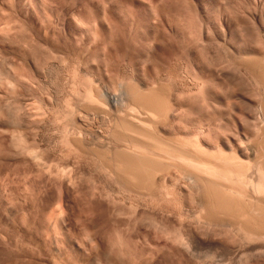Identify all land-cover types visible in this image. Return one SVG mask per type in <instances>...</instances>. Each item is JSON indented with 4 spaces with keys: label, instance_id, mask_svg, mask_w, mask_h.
<instances>
[{
    "label": "rangeland",
    "instance_id": "rangeland-1",
    "mask_svg": "<svg viewBox=\"0 0 264 264\" xmlns=\"http://www.w3.org/2000/svg\"><path fill=\"white\" fill-rule=\"evenodd\" d=\"M260 1H261V4H260ZM226 7H228V9H226ZM150 9L155 11V15L157 17L155 15L154 16L158 18L156 19L158 23L157 22L151 23L153 27L149 26L148 24L149 22H151V20L155 21L154 20L155 17L153 16L151 19H149V17H147L145 13L146 10H150ZM164 10H166V12H168L171 17H173V15H177L178 13L180 14L179 16H181V18L183 17L182 18L183 22L181 25L183 28L179 27L180 31L182 30L181 32L179 31L177 33L175 31L176 23H174L172 19L170 22H168L167 19L163 17L162 12ZM252 11H253V14L251 13ZM255 13L259 15L261 13L264 14V0H258V1L257 0H191V1L190 0H185V1L184 0H0V66L2 67V68L0 67V70H2V72L0 71V74H1L0 75V264H55V262L56 264H102V263L103 264H108V263L109 264H117V263L118 264H131V263L133 264H136V263L137 264H141V263L142 264H205V263L206 264H217L218 262L223 263L224 262L222 260L223 258L228 257L229 259L230 258L229 256L233 254H234L233 256L238 254L237 255L238 257L232 256L233 260L229 259L230 263L226 262L225 260L226 258H225L224 259L225 263L235 264L234 263L235 258H238V259L242 258L241 261L235 260V262L238 263L240 261L238 264H242L243 262L244 264H246L245 262H247L248 260L243 261V257L246 253L245 254L243 253L244 255L242 254L243 255L242 257L241 256L242 252L253 250V252L251 251V253L254 254V251L256 249H259L258 247H262V246H263L262 250L264 252L263 239L261 240L263 244L259 242L260 241L259 239L257 242L258 243L257 245V243H255V241L257 240L253 238L254 239L253 241V239L250 238L249 240L253 241L252 242L253 244H250V246L248 245L249 248H251V245L254 246V244L256 246L253 249H248L247 248L248 243L245 244L246 242H248V239L246 240L244 237L248 238L249 234L247 237V236H244L246 234L243 232L244 234L242 237L240 236V233L237 232L239 231L238 229L237 231L234 232V230L238 228L236 225L238 224L243 225V224H240L241 223L239 221L240 218L237 217V215L239 214H237L236 212L238 211L236 212L227 211L228 213L227 214L225 211L223 212L222 210H217L216 208H214L213 209L214 211L212 213H215L217 211V213H215L216 215L223 212L226 214V217L227 215H229V217L230 216L232 217V214H236L235 216L239 218L238 224H236L237 222L235 219L236 217L233 218L235 219V220H232L233 222L231 221L232 218L229 219V217H227V219H229L230 221L229 220L226 221L225 220L226 217L223 219L225 214L224 215L222 214V219H220L222 221L221 222L219 221V218H220L219 215L221 216V214L218 215V218L217 217L215 218L216 216L215 214H213L214 216H211L212 213L210 215V212L208 211H210V208L212 210L213 207L208 208L207 206L209 210H207L206 212L204 211V209H202L204 211L203 218L206 219V221L208 222V225H207V222H205V220H202V222L205 223L206 225V227H204L203 223L200 220L202 219L200 218L201 217L200 214H202L200 212L201 209L197 204L198 202L196 203L195 201L197 200L196 197L200 198L198 195L199 193L197 191L198 190L199 192L202 191L200 190V188L198 189L199 187L198 184L200 183L196 185L197 188L194 187L195 189H190L191 191L188 190L189 189L188 187L190 185H191L190 188L195 186V184L192 183L193 184L192 186V184L189 183L191 181L193 182V179L189 181L191 178L189 179L188 175H186L183 172H180L179 169L178 170L180 172L181 178L178 177L179 173L177 172L175 173V171H178V170H175V168H172V170L174 171H172L173 173L171 172L170 174L169 172L171 170L169 172H167L168 169L162 170V173L163 171H165L164 172L165 174L163 175L168 176L167 177L168 180H169V177L172 178V176L176 177L177 175H178L177 176L178 181L182 179L180 180L181 184L178 181L176 180L172 181L171 179H170L171 181L169 180L171 183L168 182L169 186L173 184L172 182H174V185H177L176 183L178 182L177 186L179 187L176 188L172 185L173 187L171 188H173L175 192H177L179 189V192H180V193L178 192L179 195L174 192L175 194H177V199L179 198V201L176 199V197H174V199H171L172 202L165 201V200H168L167 193L164 195L167 197H165V199L163 198V194L167 191L166 188H165L166 190L163 188L164 190L163 193L162 192L160 193L157 191L158 194L160 193L162 195L160 197V194L159 195L157 194L160 198H158V196L156 195V192H154L155 191L154 189H156L154 187L158 186L161 183H158V185L157 184L154 185V183L153 184L151 183L150 185V183L148 182L145 183V181L142 180L144 183L142 184L141 181H139L141 179L138 180L139 181L138 183V182H134V180L132 179L131 181L127 179L128 176L123 177L124 175H121L122 171L119 170L120 167L119 169H117V167L118 165L120 166L119 163L121 162L120 160H122V156H123L122 150H121L122 153L120 155L117 154L116 158L113 157L116 154V153H113L115 151L114 149V147L116 146L115 144L120 145V146L118 145L117 146L120 147V149H122L121 144L125 142V140H127V137H128L127 134L125 135V133L129 132V131L126 132L128 128L125 131L124 130L125 126H124V129L123 127H121L122 123L120 120L122 118L121 114L122 115L125 114V112L122 113L123 111H125V109L123 110V107L125 108L127 105L126 103L131 101L132 96H134L133 94H131L132 93L131 92L130 93L131 96L129 95L130 97L129 98L128 92L130 91L128 90V91H125L127 92L126 93L127 96L126 95L125 96L128 97L129 100L125 99L124 96L120 97L121 92L124 93L123 92L124 88H128L132 85L128 83L134 82L132 87L135 88V85H136L135 90L137 91L138 86H137L136 79L138 78L139 75L143 74L144 76L147 75V78L149 77L151 81L152 79L154 80L155 78L154 81L156 82L155 83L153 82L154 88H156L157 85L160 88V86L163 85L162 82L164 81H165L164 87L166 88H168L169 85L171 84L168 89L165 88L167 91L170 90L171 86H173L171 88L172 90L174 86H176L174 90L181 88V85L184 88H186L185 87L186 85L188 88H191L193 84L197 86L198 81H201V80L200 78L198 80L197 78L198 76L194 72H192V69L190 68L192 63L194 62V59L202 53L201 51L204 50L203 53H205L207 50H211V53L213 52V54L217 55V52H218L217 56L219 58H224L225 60L226 59L225 57L227 55L226 51L224 53L225 48L221 49L219 45L220 43L223 45V43H225L226 41H232L234 39V36H232V32H231V30L234 28V25L236 26L239 25L240 27L239 29L241 30L240 33L241 35H243L242 38L244 37L246 41L248 40V42H251L250 46H253V45L256 46L260 42V40L258 39H261V43H262V41L264 40L263 39L264 36L261 35L259 31L257 32L256 29L258 28H254L255 26L256 27L259 26V24H257L258 21L254 17ZM227 15H229L231 18V21H230L231 23L229 22V24L226 20ZM159 19L161 23L164 22V24L162 23V25H159L160 24ZM161 19H163V21ZM237 21L240 23H238ZM156 26L160 28H157ZM241 27H244V28H241ZM253 31H255V33ZM254 34L256 35L254 36ZM226 35H227V38H226ZM258 36L261 38H258ZM151 41L152 42L154 41L153 43L155 45ZM150 44L153 47L150 50L151 55L148 56L150 58H146L145 51L148 49ZM154 46L156 47L154 48ZM198 47L199 48L201 47V48L198 49ZM259 47H261V45ZM176 58H179V59L177 60ZM180 60L182 61L180 62ZM219 60L225 64V62H223V59L222 60L219 59ZM145 61H149V62L145 63ZM225 61H227V59ZM231 62H234V60H232ZM235 62L238 63L236 60ZM182 65H183L184 70H182L181 68ZM169 66H171L172 69L169 68ZM177 67H178V70H177ZM186 69L188 71H186ZM173 70L175 74H172ZM189 70H191V72ZM167 72L168 74H166ZM188 72L190 74H188ZM246 72L247 71H243V73L238 74V75L242 74L239 77L237 75H235L237 76V78L233 76L236 79L235 78L233 79L231 77L232 79H229V80L228 78L223 77L220 79L210 80L211 82H209V79L206 80V78L205 79L201 78L202 79L201 82L206 80L207 82V83L205 82L206 86L208 84L207 87L204 85L206 89L209 87V85L211 87L212 86L211 84L213 83L214 85L215 83V86H216V87L214 86V90L216 93L214 94L215 100L214 99L212 100L211 98L206 97V95L208 94L206 90L204 89L205 87H203V92L206 94L205 95L203 93L205 97L204 96H203L204 98L201 97L202 95L201 93H200L201 95L199 94L198 96V97H201L202 99V101L200 100L201 104L199 103L196 104V102H194V100H198L197 102H199V99H195L196 97H194L193 95L192 97L194 100L190 96L191 99L193 100V103L191 99L190 101H188L189 98L187 97V94H186L185 98L186 100L188 98L187 102H189L188 109H191V111L193 110L191 113L195 114L196 117L193 114L192 116L194 117L192 116L190 117V115L189 116L186 115L187 114L186 112L185 120L187 119V117H188L187 119L188 121L197 120L199 119V116L201 118H208L209 113L207 112H210V111H207V110L209 109L205 107L206 105L205 106L203 105V107L202 106L199 107V105L203 104V99L204 101L209 100L208 102H210L211 100L216 103L217 108L220 106L219 107L220 109L219 108H218L219 110L217 109V114L215 115L216 119L214 118L215 119L214 121L218 120L217 121L218 123H220L221 121H224L222 122V125H221L223 128L226 127V125L229 127V125L231 124L229 128L226 127L228 128V130L230 129L231 131L233 129L232 132L235 131L236 133L239 130L240 132H244L243 129L239 125V121L242 118V121L245 124L247 125L249 124L246 130L249 133L254 132V129H253L254 125H253L252 120H254L256 110L252 106L256 108V105L259 104L260 101H261L260 104L262 103V100L260 98L262 97V94L264 92V87H262L263 83L261 82L262 84L260 85V83L257 80V78L258 79L261 78L260 76L256 75L252 77V75L255 73H252L251 75L249 72L248 73ZM174 75H176V77ZM169 76H171L172 78L170 77V79H167L169 78ZM177 76L178 77L181 76L179 77L180 79ZM71 77L72 79H70ZM194 77L195 79L193 80ZM173 78H175V81H173V84H172V80H174ZM177 78L179 80L183 78L187 82L184 80H181L180 82L183 81L184 83L183 82L180 83L179 80H177ZM95 80L97 84H98V81H99V85L101 84L100 86H98L99 88L95 87L96 82L95 83L93 82ZM167 81L168 82L170 81V82L168 83ZM166 83H168V87ZM122 84L126 86L121 87ZM127 84H128V87H127ZM158 86H157V89H158ZM132 87H131V91L133 89ZM260 87L263 89L261 90ZM95 88L96 90L98 89V91H96ZM121 88H123V91ZM154 88L152 87V89ZM100 89H103L102 91L104 92L105 96L104 94H102L103 92ZM88 90L90 93H87ZM100 91H101L100 94L104 96L103 98L100 97L101 95H99ZM139 91L138 93H140ZM97 92H98V95L96 94ZM133 93L137 94L136 92H133ZM87 94L92 96L90 97L91 100L88 99L89 96ZM86 95H87V98H86ZM113 96H114V99H113ZM136 96L138 97L139 94L135 95V97ZM119 97L122 98L123 102L125 99L126 103L125 102L123 103L121 99L120 101L122 103L120 101L118 102ZM137 97L135 99L139 100L140 98L137 99ZM115 98L118 99L117 103H115L116 101ZM262 98L264 100V97ZM135 99H134L135 104H137L136 102L141 101L139 105H142L141 103L144 102L142 100L136 101ZM258 99L260 100L258 101ZM92 100H94L93 102L96 103V104H93L92 102V107L93 105L96 106V105H99L100 103L104 105V107L106 108L108 107L107 109L106 108L103 109L102 105H100L102 106V108L100 106H97L96 108L98 107L99 109L101 108L99 111L109 109L113 112L114 110L115 119H116V116H118L116 115L117 111L119 112V109L123 110V111H120L121 118L120 116L117 117L119 118L117 122L119 123L120 121L119 125H121L120 127L125 131L124 133L122 132L123 135L120 134L118 131L120 137L117 136L118 133L115 131L114 128L116 129L119 128V125L115 123L117 127L115 126L113 127V125H115L114 123H112L113 121H115L114 118H112L113 113L112 114H110V112L102 113L103 111L96 112L95 110L94 111L91 110L92 108L89 107L90 106L89 103ZM87 101H90V102L86 105L85 103H87ZM132 101L130 102V104L132 103ZM208 102L207 104L209 108ZM114 104H116V106L118 107H116ZM121 106L123 107L121 108ZM197 107L202 109V111L204 109V111L202 112L203 114H200V115L198 114L201 111H196ZM249 109H254L255 112H252ZM246 117L248 120L250 119L249 120L250 123L247 121V119L243 120V118H246ZM219 119H222V120H219ZM233 121H235V123H233ZM122 122H123V125L127 123V125L125 124L127 127L131 126V123H129L126 120L125 121L122 120ZM166 122L168 121L166 120ZM160 123L162 124V120L160 121ZM168 124L170 125V122L167 123V125ZM236 126L239 128H237ZM251 126L253 130H251L250 128ZM157 128L158 127H156L155 129H152V131L153 130L157 131ZM113 129L117 134L113 132ZM130 131L134 132L132 129H130ZM235 132H233V134ZM113 133L116 134L117 140H116L115 134L113 135ZM171 133L173 134L174 132L171 131ZM129 134H131V132H129ZM259 134H257L258 137H259ZM121 135L123 138H121ZM124 135L126 136V138H124L125 137ZM133 135H129V136H133ZM255 136H253L254 139H255ZM262 136L264 135L261 134V137L257 139L259 140L258 143L257 141L255 142L256 139L251 140L252 143L255 144V146L257 147V150H259L258 148H260L261 152L258 151L259 153L264 152L263 151L264 147H262V145L259 144V142H261L260 139L262 140L264 139V137ZM118 137L119 139L121 138L120 141H123V142L119 143ZM157 137L159 136H156L154 137V139L152 138L151 140L155 141V138L159 139ZM79 144H81L80 147H79ZM83 145H86L87 147L84 146L83 148ZM107 147L108 148L110 147V148L108 149ZM118 147H115V148L118 149ZM93 148L94 149L96 148L97 151H98L97 148H101L102 150L103 148L104 149L107 148V150L111 152L113 151L112 153H109L105 149L106 151H103V152L104 153L106 152V154L108 152L110 156L109 154L105 156L103 155L104 156L103 158L106 161L105 157L106 156L107 158L110 157L107 159L106 163L110 165L111 163H109L108 161L112 160L111 162L114 163V166H116L115 167L116 169L114 167L112 169L110 165L111 168L110 167L109 168L112 169V171L110 172L109 171L110 169L108 170V168L104 167L101 164L103 163L105 165V162L103 160L101 161L102 156H99V157L94 156V153L96 155L97 153H99V151L94 152ZM89 149L93 151V154ZM84 150L86 152L89 151V153H86ZM102 154L103 153L100 152V155ZM116 159L117 161L119 160L120 162L117 163ZM124 159L125 158L123 157V161ZM123 163L121 164V166L123 165ZM107 164L105 166H107ZM113 170H116V171L119 170L117 172L118 174L115 172V175L117 174L116 176H118L120 174L119 175L120 181L121 179L125 178L126 183L128 181H129L128 183H133V185L137 183L138 184L141 183L140 185L143 186V189H146L144 188L145 187L144 185L146 184L149 185V186L146 185V187L154 186L153 187L154 189L147 188V190L148 189H151V191L154 190L152 191L153 192L152 194L155 193V196L158 198L159 203L156 200L157 198H155V200L151 198L152 195L151 196L149 195V197L147 198L145 196L146 194L141 196V197L145 196L146 202H144V198L140 199L139 197L135 199L134 197L136 196L135 194H137L136 192H138L139 195L140 193H142V191L140 192L134 189L138 187L139 185L137 186L135 185L136 187L131 185V188H129L125 184V182H118L119 181L118 178L116 181V178L113 179V176H114V174L112 175ZM122 170H123V174H125L124 169ZM108 171L110 174L108 173ZM160 171L158 173H161ZM251 171L253 172V169ZM155 172L157 173V171ZM249 174H251V172ZM183 175L184 176L186 175L185 178ZM255 175L258 176V174H255V173L254 175L251 174L249 176H252V178H254ZM167 178L165 181H168ZM186 178H187V181H186ZM163 182L164 180L162 181V183ZM185 182L186 184L188 183V185L189 184L190 185L189 186L187 185L188 186L187 187L186 184H184ZM123 183L124 185L127 186L126 187V190L128 189L127 191L132 189V187H133V191H136L134 192L135 193L134 194L133 191L130 190L132 191L131 193H133L134 195L133 197H132V194L130 195L129 193L130 191L126 193V190L123 187L124 186ZM164 183L168 185L167 182H164ZM111 184L114 187H112ZM118 184L122 185L123 188L121 189V186H118ZM183 184L188 188L187 189L188 191L186 192L187 197H186V193L183 194L180 191L182 188L186 189V187ZM160 186L161 185H159V188L161 189ZM139 187L137 188V190H143L141 188L139 189ZM168 189H169L168 193L171 194L173 190L171 189V192H169L170 188ZM201 189H203L202 191L203 194L202 192L200 193V196H201L200 199L203 200L205 197H208V196H207V193H205L206 195L204 194V192L206 191H204L203 186L201 187ZM118 190L120 192L122 191L121 194ZM114 191H116V193L117 192L119 193L118 195L119 197L117 196L118 193L116 194ZM148 191L150 192V190ZM160 191H162V189ZM101 194L103 195V198ZM124 194L125 195L127 194V195L125 196ZM148 194L149 193H147V196ZM182 194L185 197L182 196ZM193 194L196 195V197ZM109 195H111V197L115 196L114 199L112 197L113 199L112 200ZM188 195L191 196L190 197L191 202L189 200ZM104 196L106 197L108 196L107 199H109L110 197V200H107L106 197ZM192 196L194 197L192 198ZM136 197H138V195ZM148 198L153 199V202L150 199V202L152 203L150 202L147 203L149 200ZM162 198L164 199V201ZM180 198L182 199L180 200ZM137 199H140V200H137ZM192 200H194L196 204L194 203V201L192 202ZM110 201H112V203ZM246 201L248 202V200ZM108 202H110V204L112 205H110ZM114 202L117 203V206H120V209L119 207H116L115 205L116 203ZM100 203H102L103 205ZM162 203L163 204L166 203V204L163 205ZM188 203H191L192 205ZM193 203L195 204L194 206H193ZM249 203H250L249 207H252L253 204L251 203V201H249ZM126 204H129V205L127 206ZM152 204H155V205L152 206ZM158 204H159V207L157 209L159 210L158 211L159 213H161L163 209L164 211L165 209L166 210L171 209V212L173 210L178 211V215H179L180 210L181 211L183 210L182 212H184L185 210L186 212L185 214H188V215L191 214L192 216L185 217L186 215L184 213H183L184 215H181L182 212L180 211L181 212L180 215L185 218H182V219L179 218V219L182 220V223L187 222L186 224L183 223L182 224L183 226H182L180 225V223H178L179 219L177 218L178 215H176L177 212L175 213L173 211L170 214L171 216H173V213H174L173 217L169 215L170 210H169V213L166 212L168 216H170L169 217L170 219L172 218L173 220H175L177 218L174 221V222L177 221V223H175L174 225L176 226V224H179L178 226H176L177 228L176 230L177 231L179 230V231L178 232L176 231L177 234L176 232L174 234L172 233V231H170V229L174 226L172 224L174 223L173 220L167 219V222H166L168 223L166 224L168 225L167 226L168 228L166 227L168 230L167 231L166 228H164L166 225L165 226L163 224L160 225L162 221H164V219L166 221V218L161 217L158 214L159 217L163 218V220H160L159 218H157L158 215L157 217H155L161 221L160 223V221L159 220L157 221V219L155 220L153 216L150 217V215H152V211L150 214V210H153V214L155 213L154 216H156L157 209L155 208L153 209V207L155 206L157 207ZM167 204L169 208L167 207ZM184 204H186V206ZM124 205L127 206L126 208H128L127 209L128 211L125 210L126 208ZM146 205L149 207V211H147L148 207ZM182 205L183 207L185 206L184 209ZM247 205L249 204L246 203V205L244 204L243 206L247 207ZM91 206H94L95 209L94 207H91ZM180 206L182 207V209H180L181 208ZM145 207H147L146 210H145ZM108 209H110V211ZM133 209H136V210H133ZM188 209L191 211V213L189 212ZM195 209H197L196 214L198 212L197 216L198 217L200 216V217L196 219H192V220L197 221V219H199L200 220L199 223L202 225V226L198 225V221L197 223L196 221H194L195 224L198 225V227L196 225V228L195 226L192 227L193 224L191 223H190L191 226L188 225L189 223L188 221H192L189 219V217L193 218L194 216L193 214H195V211L192 212V210H195ZM247 209L253 210L252 208L250 209L247 208ZM123 210L126 211V212L124 211L125 214L124 212H122ZM138 210H141L140 211L141 215L144 214V210H145V212L149 214L148 215L149 218L150 219L152 218L153 220L157 222L148 219L147 215H145V217H146V220L147 219L148 220L147 221L143 220V221L148 222V224L150 223V221L155 222L156 224H158V227H155L157 225H155L154 223L153 224L151 223L155 227V229L152 228L153 226L151 224H150L151 228L148 225H147L148 226L147 228L146 227L147 223L145 222L143 223L141 221L137 222L136 220L137 218L135 217L139 216L138 214L136 215V213H140ZM98 211H101V212H98ZM117 211L119 212V214L122 213V215H119ZM249 212L252 213V211H249ZM255 212H253L252 214H254ZM258 212H261V213L258 214ZM258 212L257 214L255 213L256 217L257 215H261L264 213V212L262 213V211H258ZM205 213L207 214L209 213V214L207 215ZM251 213L248 214L249 215L248 218H250V215H252ZM167 214L166 215L163 214V215L168 218ZM123 215L124 216L130 215V217L127 218L125 216L127 220L124 217L123 219L125 221H123V219L121 218L123 217ZM180 215L178 217H181ZM254 215L253 217H255ZM117 217L119 218L117 219ZM195 217L196 216H194V218ZM253 217L251 216L249 220L251 219L253 220ZM261 217H260V221L264 219L262 218L261 220ZM62 218H63V221H62ZM183 219L185 220L183 221ZM186 219L187 220L189 219V220L186 221ZM208 220H210L211 222H214L213 224L214 226L216 225V227L218 223L220 225V228L213 227L212 223L211 222L209 223ZM223 220L225 222H223ZM254 221H258V218L257 220H253V222ZM260 221L257 223L254 222V224L256 223L255 226H257L258 228H259L258 223H260ZM253 222H250V223L253 224ZM53 223L55 224V226ZM126 223L127 225L125 226L124 224ZM231 223L232 225H234L235 229L233 228ZM252 224H249V226L248 225L247 226L250 227ZM185 225H188L189 227L188 226L185 227ZM209 225L211 226L209 227ZM159 226L162 227L161 229L164 228L166 230L164 234H166V232L167 233L169 232L170 236L167 235V237L169 236L170 238L167 239L166 236L163 233H161L162 230L161 231L158 230V228L160 229ZM179 226L183 228L185 227L186 229H182ZM221 226L223 228H221ZM230 226L233 228V231H231L232 228ZM118 227H119V231H117ZM190 227L193 229H191ZM126 228L128 229L131 228L135 233H133V231H130L131 229L127 231ZM137 228H140V230L138 231ZM254 228L252 227L251 229L255 231L256 229L254 230ZM122 229L123 230L125 229V230L123 231ZM147 229H148V232L146 231ZM150 229L156 230V231H152V230L149 231ZM222 229L224 231H222ZM239 229H240V226H239ZM243 229L240 230V232L243 231ZM247 229H248V232L251 231L249 230L250 228H247ZM56 230L58 232H56ZM172 230L175 231V229H172ZM180 230H182L181 234L183 235V237H179L181 235ZM188 230L189 231L193 230V233L190 232V234L193 237L196 236L195 237L196 239L190 236V234L188 233L189 232ZM225 230H227V232ZM113 231H116L119 234L121 233V235L122 234L124 235L123 236L117 235V233L116 232L113 233ZM145 231L149 233V235L151 232L152 234L150 236L146 234V236L148 237L147 238L145 236V233H146ZM157 232L160 233L159 234L160 236L158 235ZM162 232H164V230ZM223 232H224V235H223ZM233 232L236 233L237 235L235 236L236 239H238L239 236L243 238L242 240L243 244H242V241L240 240L241 238L239 237L240 238L239 240L241 242L238 240L239 242H237L238 243L237 247L233 246L234 244H236V240L233 241L234 239L232 240L230 238L231 236L235 235V234L233 235ZM171 233L173 235H171ZM185 233H188L190 237L185 236ZM112 234L113 235L115 234V235L113 236ZM139 234L141 237L139 236ZM110 235L113 236L112 237L113 240L111 239ZM116 235L118 236V238ZM177 235L180 238L179 240L180 243L178 241L179 238L175 240ZM162 236L165 238V239L163 238V242L161 241ZM174 236L176 237L174 238ZM123 237L124 238L127 237V238L124 240ZM139 237H140V240H139ZM186 237L190 239L193 238L191 239V241L192 240L194 241L195 239L196 240L194 241L195 243L192 244L193 243L192 241V242H189V244H187L189 239L187 240ZM56 238L58 241L55 240ZM181 238H182V241H184L185 246L189 245L188 246L189 248L187 246L186 247L184 246V243L181 242ZM151 239L153 240L152 242L150 241ZM136 241H139L137 245H136ZM259 243L261 245H259ZM165 244H167L166 246L168 247H166ZM239 244H241L240 245L241 248L239 247ZM133 245H136V247ZM229 246L232 249L231 248L228 249ZM141 247L143 249H141ZM163 247L165 248L164 251H163L164 249ZM166 248L168 250H166ZM228 250L232 251L233 253L231 254V252H229ZM233 250H238L240 251V253H236L238 251L235 252ZM260 250H256L255 252L259 254L255 253V255L253 256L252 254L247 252L248 253L247 255L249 256L248 258H250L249 260L253 259V261H249V262H254V264H264V253L258 252ZM221 251H223V253ZM135 252L138 254H136ZM216 252L219 253L218 254L219 256L217 255ZM225 252H227L228 254ZM130 253L132 255H130ZM213 253L217 255L216 256L217 258L219 257L220 259L218 258V260H215V261L212 260L211 257L213 258V255H214ZM221 253H222V256L220 257ZM224 253L226 255H224ZM119 254L122 257L119 256ZM124 256H126L127 258ZM141 256L142 257L145 256V257L141 258ZM208 256H210V260L208 259L209 258ZM239 256L241 257L239 258ZM251 256L253 257L252 259H251ZM249 262H247V264ZM218 264H221V263H218Z\"/></svg>",
    "mask_w": 264,
    "mask_h": 264
},
{
    "label": "bare ground",
    "instance_id": "bare-ground-1",
    "mask_svg": "<svg viewBox=\"0 0 264 264\" xmlns=\"http://www.w3.org/2000/svg\"><path fill=\"white\" fill-rule=\"evenodd\" d=\"M185 1V0H184ZM191 1V0H190ZM258 1V0H257ZM187 3V2H186ZM258 3V2H257ZM260 4H261V1H260ZM227 5V4H226ZM190 7V6H189ZM250 8V7H249ZM152 9V8H151ZM146 10L145 11V13H146V15H147V17H149V19H151L154 15H155V11L154 10ZM226 9H228V7H226ZM250 11H251V9H250ZM160 12V11H159ZM170 12V11H169ZM229 12V11H228ZM158 13V12H157ZM252 14H253V11L251 12ZM258 13V12H257ZM263 13V12H262ZM256 14L255 13V15H254V17L256 18V20L258 21L257 22V24H259V26L258 27H254V28H258V29H256L257 30V32L259 31V33H261V35H263L264 36V18H263V16H264V14ZM172 14V13H171ZM162 15H163V17L164 18H166L167 19V21L168 22H170L171 21V19H172V21H174V23H176V26H175V31L178 33L179 31H180V29H179V27H182L181 25H182V18H181V16H179L180 14L178 13L177 15H173V17H171L170 16V14L168 13V12H166V10H164L163 12H162ZM263 15V16H262ZM156 16V15H155ZM154 16V17H155ZM157 17V16H156ZM155 17V21H153V20H151V22H149V26H152L151 25V23L152 22H154V23H156L157 22V20L156 19H158V18H156ZM163 18V19H164ZM252 18V17H251ZM163 19H161L162 21H163ZM226 20H227V22H228V24H229V22L231 21V18H230V16L229 15H227V17H226ZM253 20V19H252ZM263 20V21H262ZM159 21H160V19H159ZM215 21H216V19H215ZM254 21V20H253ZM213 22V21H212ZM238 22V21H237ZM255 22V21H254ZM158 23V22H157ZM163 24H164V22H162ZM162 23H161V21H160V24L159 25H162ZM231 23V22H230ZM238 23H240V22H238ZM7 24V23H6ZM216 24V23H215ZM256 24V23H255ZM209 25V24H208ZM241 25V24H240ZM6 26V25H5ZM165 26V25H164ZM186 26V25H185ZM3 27V26H2ZM1 27V28H2ZM153 27V26H152ZM157 28H160V27H158V26H156ZM208 27V26H207ZM249 27V26H248ZM183 28V27H182ZM181 28V29H182ZM240 27H239V25L238 26H236V25H234V28L231 30V32H232V36H234V39L232 40V41H226L225 43H223V45L220 43V47H221V49L222 48H225L224 49V53H225V51H226V59H227V61H225L224 60V58H219L217 55H218V52H217V55H215V54H213V52L211 53V50H207L205 53H203L204 52V50L203 51H201L202 53L198 56V57H196L195 59H194V62L192 63V65H191V69H192V72H194L198 77V80H199V78H200V80L202 81V79L201 78H206V80H208L209 79V82H211L210 80H215V79H220V78H228V80L229 79H234L235 77L237 78V76L239 77L240 75H242V74H240V75H238L239 73H243V71H247L246 73H250L251 75H252V73H255V74H253L252 75V77L253 76H256V75H258V76H260L261 78H259V79H261V80H259L258 78H257V80H258V82L260 83V85L262 84L263 86L262 87H264V40L262 41V43H261V39H258V40H260V42L257 44V45H259L260 43V45H261V47H259V46H255V45H253V46H250L251 44V42H248V40L246 41L245 40V38L243 37L242 38V36L243 35H241V30L239 29ZM241 28H244V27H241ZM9 29V28H8ZM166 29V28H165ZM209 29V28H208ZM3 30V29H2ZM5 30V29H4ZM156 30V29H155ZM160 30V29H159ZM182 31V30H181ZM180 31V32H181ZM243 31V30H242ZM250 31V30H249ZM155 32V31H154ZM159 32V31H158ZM245 32V31H244ZM254 33H255V31H253ZM156 33V32H155ZM5 34V33H4ZM256 34H254V36H255ZM155 36H156V34H155ZM166 36V35H165ZM252 36H253V34H252ZM249 37V36H248ZM226 38H227V35H226ZM258 38H261V37H259L258 36ZM157 39V38H156ZM218 39V38H217ZM254 39V38H253ZM252 39V40H253ZM263 39H264V37H263ZM229 40H231V39H229ZM251 40V39H250ZM249 40V41H250ZM197 41V40H196ZM200 41V40H199ZM223 41V40H222ZM257 41V40H256ZM152 42V41H151ZM154 42V41H153ZM152 42V43H153ZM28 43V42H27ZM146 44V43H145ZM144 44V45H145ZM154 44V43H153ZM201 44V43H200ZM219 44V43H218ZM143 45V46H144ZM155 45V44H154ZM204 45V44H203ZM222 45V46H221ZM224 46V47H223ZM156 46H154V48H155ZM209 47V46H208ZM151 48H153L152 47V45L150 44L149 45V47H148V49L145 51V55H146V58H150V57H148V56H150L151 54H150V50H151ZM201 48V47H200ZM199 47H198V49H200ZM205 48V47H204ZM210 51V52H209ZM31 52H32V50H31ZM200 53V52H199ZM224 55V56H225ZM178 56V55H177ZM223 56V57H224ZM181 57V56H180ZM183 57V56H182ZM221 57V56H220ZM228 57V58H227ZM230 58V59H229ZM47 59V58H46ZM50 59V58H49ZM177 60L179 59V58H176ZM219 59H223V62H225V64L224 63H222V61H220ZM144 60H146V59H144ZM149 60V59H148ZM176 60V61H177ZM183 60V59H182ZM182 60H180V62L182 61ZM186 60V59H185ZM232 60H234V62H231ZM235 60L238 62V63H236L235 62ZM2 61V60H1ZM192 61V60H191ZM230 61V62H229ZM146 62H149V61H145V63ZM183 63V62H182ZM191 63V62H190ZM184 64V63H183ZM174 65V64H173ZM179 65V64H178ZM185 65V64H184ZM186 65H188V64H186ZM175 66H176V64H175ZM1 67V66H0ZM168 67V66H167ZM173 67V66H172ZM180 67V66H179ZM188 67V66H187ZM2 68V67H1ZM169 68H171V66H169ZM174 68V67H173ZM182 70H184V68H183V65H182ZM189 68V69H190ZM75 69V68H74ZM172 69V68H171ZM180 69V68H179ZM166 70V69H165ZM177 70H178V67H177ZM1 72H2V70H0ZM168 71V70H167ZM170 71V70H169ZM175 71H176V69H175ZM186 71H188L187 69H186ZM190 72H191V70H189ZM156 72V71H155ZM173 72H174V70H173ZM172 72V74H175V72L173 73ZM184 72V71H183ZM183 72H181V73H183ZM157 73V72H156ZM159 73V72H158ZM180 73V74H181ZM187 73V72H186ZM245 73V72H244ZM4 74V73H3ZM145 74V73H144ZM166 74H168V72L166 73ZM183 74H185V73H183ZM188 74H190L189 72H188ZM194 74V75H195ZM1 75V74H0ZM171 75V74H170ZM176 75H177V73H176ZM176 75H174L175 77H176ZM235 75H237V76H235ZM158 76V75H157ZM168 76V75H167ZM233 76H235V77H233ZM257 76V77H258ZM95 77H97V76H95ZM94 77V78H95ZM151 77V76H150ZM159 77H160V75H159ZM170 77L171 76H169V78H167V79H170ZM178 77V76H177ZM179 77H181V76H179ZM178 77V78H179ZM232 77V78H231ZM172 78V77H171ZM177 78V80H179ZM197 78H196V80H197ZM235 78V79H236ZM70 79H72V77L70 78ZM158 79H160V78H158ZM164 79V78H163ZM174 80H172V84H173V81H175V78H173ZM184 79H185V77H184ZM183 78L181 79V80H184ZM195 79V77L193 78V80ZM98 80V79H97ZM134 80V79H133ZM149 79V77L147 78V75H143V74H141V75H139L138 76V78L136 79V81H137V91L135 90V88H136V85H135V88L134 87H132L133 86V83H128V84H132L130 87H128V84H127V87L128 88H124V91H123V88H121L122 89V91L124 92V93H122L121 92V94H120V97H125V99H128L129 100V95L131 96V94H133L134 96H132V98H131V101H132V99L134 98H136L135 97V95H138L139 94V96L137 97V99L138 98H140L139 100H136V101H140V100H142V101H144V102H142L141 104L142 105H139L140 104V102H136L137 104H135L134 103V99H133V101H132V103H134V104H130V102L131 101H129L128 103H126L125 101V99H124V102L127 104L126 105V107L124 108L123 106H121V108L123 107V110L125 109V111H123V110H121V109H119L120 108V106H119V112L117 111V113H116V115H118V116H116V119H115V115H114V108L112 109L113 110V112L111 111V110H102V111H99L101 108H102V106H103V109L104 108H106V107H104V105H102L101 103L99 104L97 101V103L99 104V105H93V107H92V102L94 101V100H92L91 102L90 101H87V103H85L86 105L89 103V107L90 108H92L91 110L92 111H96V112H102V113H105V112H107V113H109L110 112V114H112L113 113V117L112 118H114V120L116 121H113L112 123H117V125H119V123H120V121H119V123L117 122L118 121V119L119 118H117V117H119L120 116V114H121V112L120 111H123L122 113H124L125 112V114H121V116H122V118H121V116H120V120H121V123H122V126L121 125H119V128H117V129H119V130H117L116 128H114L115 129V131L118 133V131H119V133L120 134H122L123 135V133L127 130V128H128V130L126 131V132H131V134H129V132L128 133H125V135L127 134V136L130 138H128L127 137V140H125V142H123V141H120L121 140V138H123L122 137V135H121V138L119 139V137H120V135H119V133L117 134L115 131H114V129H113V132H115L116 134H117V136H119L118 137V141H119V143L120 142H123L122 144H121V148L122 149H120V147H118V146H120V145H118V144H115L114 146L115 147H118V149H119V151H118V149L117 148H115L114 147V149H115V151L113 152V153H116L115 154V156H113V157H115L116 158V155L117 154H121L122 152H123V156H122V160H118L117 161V159H116V162L118 163V162H120L119 164H120V166L118 165V167H117V169H119V167H120V169L119 170H121L122 171V173H121V171H120V173H121V175H124L123 177H127V179H129L130 181H131V179L132 180H134V182H138L139 183V181H141V183L142 184H144L143 183V181H145V183H150V185H151V183L153 184L154 183V185H158V183H161V184H159V185H161L160 187H161V189H162V191H160L161 189L159 188V185L158 186H153L154 188H156V189H154L153 187H146V185H144L145 187L144 188H146V189H143V186L142 185H140V184H135L136 186L137 185H139L138 187H139V189L141 188V189H143L144 191L145 190H147V188H151V189H154V190H152V191H154V192H156V195L158 194L157 193V191L158 192H162L163 193V188L165 189H167V191L163 194V198L165 199V197H167L168 196V200H165V201H171V199H174V197H176V199H177V194H178V192H179V189H178V191L177 192H175L174 190H173V188H171V187H179V186H177L178 185V182L180 183V180H182V179H180L179 181L177 180L178 178H177V176L179 177V178H181V176H180V172H183V173H185L186 175H188V178L190 179L189 181H191L192 179H193V182L191 181V182H189V183H193V184H195V186H193V184H192V186L193 187H191L190 188V186L188 185V183L186 184V182L184 183V184H186V186L189 188H187L184 184V186L186 187V189H181L180 191L183 193V194H185L188 190H190V189H195L194 187H196L197 188V184L198 183H200V184H198V189L200 188V190H202L203 191V189H201V187L203 186L204 187V191H206V192H204V194L205 193H207V196L209 197H205L206 198V200H205V198L203 199V200H205V201H203L202 199H200L201 198V196H200V193L202 192V191H200L199 192V190L197 191L198 193V195H199V197L200 198H197L196 197V195H194L195 197H196V199L197 200H195L196 201V203L198 204V206L200 207V212L202 213V214H200V218H202V219H200L201 220V222H202V220H205V222H207L206 221V219H204L203 217V212L205 211H207V210H209L208 208H210V207H213L212 208V210H211V208H210V211H208V212H210V215H211V213L214 211L213 209L214 208H216L217 210H222L223 212L225 211L226 213H227V211H233V212H236V211H238V212H236L237 214H239V215H237V217H239L240 218V224H243V225H239L238 224V219L239 218H237L235 215L236 214H232V217L230 216L229 217V215H227V217H229V219H231V221L232 220H235L236 219V224H238L239 226H240V229H239V226L238 225H236L238 228H234V225H232V223H231V225L233 226V228L235 229L234 230V232L235 231H237V229L239 230V231H237L238 233H240V236H242L243 237V234L245 233L246 235H244V236H247L248 237V234H249V237L248 238H246V237H244L246 240L248 239V242H244L245 244H247V248L248 249H253L256 245L254 244V246H252L251 245V248H249V246H250V244H253L252 242L254 241V239L255 240H257V241H255V243H257L258 242V240L260 239V243H262V239H263V241H264V219L262 220V218H264V152H262V153H259V152H261L260 151V148H258L259 150H257V147L255 146V144H253L252 143V141L251 140H255V142L257 141V143H258V141L259 140H257V139H259L260 137H261V134H263L264 135V100H263V98L262 97H264L263 96V94H264V92H263V94H262V97L260 98L261 100H262V103L260 104V102H259V104H257L256 105V108L254 107V106H252L255 110H256V112H255V110L254 109H249V110H251L252 112H255V116H254V120H252V122H253V129H254V132H252V133H249L246 129H247V127H248V125L247 124H245L243 121H242V116L240 117L241 118V120L239 121V125H240V127L243 129V131L244 132H240V130L239 131H237V133L235 132V131H233V132H235L234 134H233V132H232V130L230 131V129L228 130V128L230 127V125H229V127L226 125V127H228V128H226V127H222L221 125H222V122H224V121H221L220 123H218L217 121L218 120H216V121H214L216 118H215V115L217 114V109L220 107L219 106V104H218V108H217V105H216V103L214 102V101H211L210 100V102H208L209 100H206V99H208V98H211L212 100L214 99V94H216L215 93V90H214V86H215V83H214V85H213V83L211 84L212 86L210 87V85H209V87L206 89V87L208 86V84H207V86H206V84H205V82H206V80L205 81H203V82H201V81H198V84H197V86H195L193 83V86L191 87V88H188L187 87V85L185 86L186 88H184V87H182V85H181V88H179V89H176V90H174V88H176V86H174V88H173V90L171 89L173 86H171V88H170V90H166V89H168L169 87H170V85H169V87H168V83L170 82H168V83H166L167 84V87L168 88H166V87H164L165 85V81L164 82H162V84L163 85H161L160 86V88H159V86H158V89H157V86H156V88H154V83L156 82V81H154L155 80V78H154V80L152 79V81ZM162 80V79H161ZM181 80H179V82L181 81ZM225 80V79H224ZM160 81V80H159ZM184 81H186V80H184ZM217 81V80H216ZM226 81V80H225ZM231 81V80H230ZM255 81V80H254ZM92 82V81H91ZM94 83L96 82V80L95 81H93ZM102 82V81H101ZM100 82V83H101ZM154 82V83H153ZM158 82V81H157ZM161 82V81H160ZM178 82V83H179ZM183 82V81H182ZM182 82H180V83H182ZM187 82V81H186ZM191 82V81H190ZM262 82V83H261ZM69 83V82H68ZM184 83V82H183ZM207 83V82H206ZM258 83V84H259ZM135 84H136V82H135ZM157 84V83H156ZM176 84H177V82H176ZM210 84V83H209ZM216 84H217V82H216ZM257 84V83H256ZM97 85V86H96ZM101 85V84H100ZM99 85V81H98V84H97V82L95 83V87H98V86H100ZM159 85H160V83H159ZM179 85V84H178ZM206 87H205V86ZM94 86V85H93ZM126 86V85H125ZM123 84H122V86L121 87H125ZM180 86V85H179ZM178 86V87H179ZM188 86H189V84H188ZM131 87L133 88L132 89V91H131ZM152 87L154 88V89H152ZM162 87H164V88H162ZM203 87H205L204 89L206 90V92H207V94L208 95H206L204 92H203ZM216 87V86H215ZM90 88V87H89ZM94 88V87H93ZM99 88V87H98ZM101 88V87H100ZM166 88V89H165ZM261 88V87H260ZM79 89V88H78ZM83 89V88H82ZM86 89V88H85ZM91 89V88H90ZM263 88H261V90H262ZM74 90V89H73ZM81 90V89H80ZM87 90V89H86ZM93 90V89H92ZM95 90H96V88H95ZM101 91L103 90V89H100ZM130 91V92H128V97H126L127 96V92H125V91ZM140 90V91H139ZM96 91H98V89L96 90ZM101 91L99 92V95H101L100 97H104L105 96V94H104V92L102 93V94H104V96H102V94H100L101 93ZM138 91L140 92V93H138ZM172 91V92H171ZM86 92V91H85ZM93 92V91H92ZM91 92V93H92ZM95 92V91H94ZM132 92V93H131ZM133 92H136L137 94H134ZM259 92H260V90H259ZM71 93V92H70ZM87 93H90L89 92V90H88V92ZM131 93V94H130ZM198 93V94H197ZM202 95H201V94ZM203 93L206 95V97H208V98H206L205 100L209 103V108H208V104H207V102L206 101H204V99H203V104L202 105H199V104H201L200 102L202 101V99H201V97H203L204 95H203ZM261 93H262V91H261ZM94 94V93H93ZM97 95H98V92L96 93ZM186 94H187V97L189 98V100H188V98H187V100L188 101H190V99H191V97H192V95L194 96V97H196L195 99H199V102H197L198 100H194L193 99V97H192V99L194 100V102H196V104L197 103H199L198 105H199V107L200 106H202L203 107V105L205 106V107H207V109H209V110H207V111H210V112H207V113H209V115H208V118H201L199 115L200 114H203L202 112L204 111V109H203V111H202V109H200V108H198L197 107V109H196V111H201V112H199L198 114L199 115H197V116H199V119H197V120H194L193 118V120L194 121H188L187 119H188V117H187V119L185 120V114H186V112H187V114L186 115H190V117L192 116V114L193 113H191L192 111H191V109H188V106H189V102H187V100H186ZM199 94L201 95V97H198L199 96ZM224 94H226V93H224ZM253 94V93H252ZM88 95V94H87ZM87 95H86V98H87ZM95 95V94H94ZM126 95V96H125ZM189 95V96H188ZM89 96V98L88 99H90L91 100V98L90 97H92V96H90V95H88ZM191 96V97H190ZM70 97V96H69ZM119 97V100L118 99H116V101H115V103H117V100H118V102L120 101V99H121V101H122V98H120ZM198 97V98H197ZM205 97V96H204ZM203 97V98H204ZM97 98V97H96ZM106 98V97H105ZM118 98V97H117ZM94 99V98H93ZM99 99V98H98ZM113 99H114V96H113ZM191 99V100H192ZM257 99V98H256ZM260 99H258V101L260 100ZM96 100V99H95ZM193 100H192V103H193ZM201 100V101H200ZM215 100V99H214ZM120 101V102H121ZM102 102V101H101ZM112 102H113V100H112ZM123 102V101H122ZM121 102V103H122ZM123 102V103H124ZM67 103H68V101H67ZM120 103V104H121ZM144 103V104H143ZM191 103V102H190ZM204 103H206V104H204ZM93 104H96L95 102H93ZM85 105V106H86ZM100 105H102V106H100ZM115 106H116V104H114ZM122 105H124V104H122ZM193 105H195V104H193ZM193 105H191V106H193ZM230 105V104H229ZM246 105V104H245ZM253 105V104H252ZM84 106V105H83ZM97 106H100L101 108L99 109V107L98 108H96ZM107 106V105H106ZM87 107V106H86ZM96 109H95V108ZM116 107H118V106H116ZM196 107V106H195ZM201 107V108H202ZM251 107V106H250ZM251 107V108H252ZM108 108V107H107ZM106 108V109H107ZM86 109V108H85ZM200 109V110H199ZM220 109V108H219ZM218 109V110H219ZM238 109V108H237ZM242 109V108H241ZM246 109V108H245ZM245 109H244V111H245ZM241 111H243V110H241ZM251 111H249V112H251ZM190 112V113H189ZM195 112V111H194ZM206 112H204V113H206ZM80 113V112H79ZM92 113V112H91ZM189 113V114H188ZM196 113V112H195ZM93 114H94V112H93ZM231 114V113H230ZM235 114V113H234ZM251 114V113H250ZM194 116H195V114H193ZM205 115V114H204ZM112 116V115H111ZM194 116H192V117H194ZM202 116V115H201ZM233 116V115H232ZM82 117V116H81ZM196 117V116H195ZM111 118V119H112ZM164 118V119H163ZM215 118V119H214ZM162 120V124L160 123V121ZM223 119V118H222ZM222 119H219V120H222ZM233 119V118H232ZM247 119V117L246 118H243V120H246ZM113 120V119H112ZM122 120H126V121H128L129 123H131V126L130 127H127L126 125H127V123H125L124 125H123V122H122ZM165 120V121H164ZM166 120L168 121V122H166ZM231 120V119H230ZM250 120V119H249ZM248 119H247V121L250 123V121H249ZM236 121V120H235ZM235 121H233V123H235ZM164 122V123H163ZM165 122H166V124H165ZM170 122V125L168 126L167 125V123H169ZM161 125H160V124ZM230 123V122H229ZM107 124V123H106ZM164 124V125H163ZM172 124V125H171ZM227 124V123H226ZM112 125V124H111ZM235 125V124H234ZM251 125V124H250ZM110 126V125H109ZM117 127L116 126V124L115 125H113V127ZM123 127V129H124V126H125V131L121 128V127ZM167 126H168V128H167ZM171 126V127H170ZM156 127H158L157 128V131H158V133H157V131L155 132L154 130L152 131V129H155ZM170 127V128H169ZM237 127V126H236ZM235 128V127H234ZM237 128H239V127H237ZM251 128V130H253L252 129V126L250 127ZM130 129H132L134 132H132V131H130ZM109 130V129H108ZM122 130V131H121ZM175 130H177V131H175ZM249 130V129H248ZM121 131V132H120ZM151 131V132H150ZM171 131L172 132H174L173 134L171 133ZM109 132V131H108ZM123 132V133H122ZM155 132V133H154ZM176 132V133H175ZM251 132V131H250ZM115 133H113V135L115 134ZM154 135H153V134ZM157 133V134H156ZM161 134V136H160V134ZM260 133V134H259ZM72 134V133H71ZM70 134V135H71ZM74 134V133H73ZM116 134H115V136H116ZM136 135V136H134V135ZM159 134V135H158ZM257 134H259V137H258V135ZM14 135V134H13ZM78 135V134H77ZM124 135V136H125ZM129 135H133V136H129ZM255 135H257V136H255ZM114 136V137H115ZM117 136H116V140H117ZM153 136V137H152ZM156 136H159V137H157V138H159V139H156L155 138V141L154 140H151L152 138L154 139V137H156ZM211 136H213V137H211ZM253 136H255V139H254V137ZM81 137V136H80ZM79 137V138H80ZM94 137V136H93ZM161 137V138H160ZM258 137V138H257ZM262 137H264V136H262ZM15 138V137H14ZM124 138H126V136L124 137ZM12 139V138H11ZM20 139V138H19ZM22 139V138H21ZM84 139V138H83ZM87 139V138H86ZM17 140V139H16ZM124 140V139H123ZM12 141V140H11ZM21 141V140H20ZM117 141V142H118ZM260 141L261 142H259V144H261L262 145V147H264V144H262V143H264V139L262 140V139H260ZM263 141V142H262ZM14 142V141H13ZM17 142V141H16ZM83 142V141H82ZM104 142V141H103ZM254 142V141H253ZM84 143V142H83ZM105 143V142H104ZM18 144V143H17ZM114 144V143H113ZM25 145V144H24ZM80 145L81 144H79V147H80ZM118 145V146H117ZM84 146H86V145H83V148H84ZM96 146V145H95ZM104 146V145H103ZM87 147V146H86ZM261 147V148H262ZM21 148H23V147H21ZM27 148V147H26ZM108 148V147H107ZM107 148H105L106 150H107ZM110 148V147H109ZM108 148V149H109ZM16 149H18V148H16ZM92 149V148H91ZM94 149V148H93ZM98 149V151H99V153H97L96 155H95V153H94V156H102V158H101V161L103 160L104 162H105V165L107 164L106 163V161H107V159L108 158H110V157H108L107 158V156L105 157L106 158V161L104 160V156L105 155H108L109 153H112L111 151H109V150H107L108 152H107V154H106V152L104 153L103 151H106L104 148H103V150L101 149V148H97ZM116 149H117V151H116ZM264 149V148H263ZM88 150V149H87ZM90 150V149H89ZM121 150H122V152H121ZM26 151V150H25ZM31 151V150H30ZM85 151V150H84ZM91 152H92V154H93V151L92 150H90ZM97 150H96V148L94 149V152H96ZM97 151V152H98ZM259 151V152H258ZM264 151V150H263ZM19 152V151H18ZM86 152V151H85ZM100 152H102L103 154L102 155H100ZM120 152V153H119ZM31 153V152H30ZM80 153V152H79ZM86 153H89V151H87ZM82 154V153H81ZM84 154V153H83ZM86 155V154H85ZM89 155V154H88ZM104 155V156H103ZM111 155H113V154H111ZM119 155H118V157H119ZM93 156V157H94ZM109 156H110V154H109ZM127 158H126V157ZM121 157V156H120ZM123 157L125 158L124 159V161H123ZM32 158H34V157H32ZM67 158V157H66ZM91 158V157H90ZM41 159V158H40ZM39 159V160H40ZM96 159V158H95ZM99 159V158H98ZM112 159V158H111ZM110 159V160H111ZM118 159H120V158H118ZM53 160V159H52ZM100 160V159H99ZM113 160H114V158H113ZM35 161H36V159H35ZM66 161V160H65ZM112 161V160H111ZM111 161H108L109 163H111L110 165H111V167H112V169H113V167L115 168L116 166H114V163H112ZM124 163H123V162ZM99 162V161H98ZM114 162V161H113ZM123 163V165L121 166V164ZM45 164V163H44ZM104 167H106V168H108V170L111 168L110 167V165H108L107 164V166H105L103 163H101ZM116 164V163H115ZM113 165V166H112ZM117 165V164H116ZM58 166V165H57ZM49 167V166H48ZM59 167V166H58ZM102 167V166H101ZM110 167V168H109ZM123 167H125V168H123ZM98 168V167H97ZM124 169V173L125 174H123V170L122 169ZM138 168H140V169H138ZM169 168H171V169H169ZM172 168H175V170H180V172H179V170L178 171H175V173L177 172V173H179L176 177H174V176H172V178H170L169 177V180L171 179L172 181H174V180H176V181H178L176 184L177 185H174V182H172L173 184V186L171 185V186H169V183L168 182H170L169 180H168V176H164L163 174H165L164 172L165 171H163V173H162V170H165V169H168V171L167 172H169L170 170V172H169V174L172 172V171H174V170H172ZM177 168V169H176ZM104 169V168H103ZM112 169H110L109 171L111 172L112 171ZM116 169V168H115ZM141 169H143V170H141ZM253 169V172L251 171ZM119 170H113V172H112V175L114 174V176H116L118 173V171ZM161 172V173H158L159 171ZM182 170V171H181ZM107 171V170H106ZM109 171H108V173H109ZM155 171H157V173L155 172ZM255 171V172H254ZM57 172V171H56ZM60 172V171H59ZM115 172L117 173L116 175H115ZM251 172V174L252 175H254V173L255 174H258V176H256L255 175V177L254 178H252V176H249V175H251V174H249ZM257 172V173H256ZM173 173V172H172ZM110 174V173H109ZM126 174H128V175H126ZM53 175V174H52ZM65 175V174H64ZM120 175V174H119ZM119 175L118 176H116V177H114L113 176V179L114 178H116V181H117V178H118V182H125V184L129 187V188H131V185L132 186H135V185H133V183H126V179L125 178H123V179H121V181H120V177H119ZM171 175H173V174H171ZM171 175H169V176H171ZM185 175V176H186ZM131 176V177H130ZM184 176V175H183ZM182 176V177H183ZM185 176H184V178H185ZM110 177H111V175H110ZM109 177V178H110ZM174 177V178H173ZM251 177V178H250ZM166 178H167V180L168 181H165L166 180ZM176 178V179H175ZM256 178V179H255ZM111 179V178H110ZM139 179H141V180H139ZM123 180V181H122ZM136 180V181H135ZM139 180V181H138ZM143 180V181H142ZM164 180V182H167V184L168 185H166V183H162V181ZM184 180V179H183ZM196 182H195V181ZM113 181H115V180H113ZM185 181V180H184ZM186 181H187V178H186ZM100 182V181H99ZM195 182V183H194ZM171 183V182H170ZM163 184V185H162ZM181 184V183H180ZM112 185V184H111ZM110 185V186H111ZM116 185V184H115ZM123 185H124V183H123ZM126 185H124L123 187L125 188V190H126ZM165 185V186H164ZM118 186H121V189L123 188L122 187V185H119L118 184ZM135 186V187H136ZM142 186V187H141ZM147 186H149V185H147ZM168 186V187H167ZM201 186V187H200ZM112 187H114L113 185H112ZM138 187H136V188H134V189H136V191H142V193H140V195L138 194V192H136V191H133V187H132V189H130V190H132L133 191V193L134 192H136L137 194H135L136 196L138 195V197H134L135 199L136 198H139L140 197V199L142 198H144V202H146L145 201V196H146V198L147 197H149V195L151 196L152 195V197L151 198H153L154 200H155V198H157L156 196H155V193L154 194H152L153 192L151 191V189H148V190H150V192H151V194H150V192L148 191H143V190H137V188ZM180 187H182V186H180ZM98 188V187H97ZM119 188V187H118ZM158 188V189H157ZM168 188H170V191L169 192H171V189L173 190L172 191V193L171 194H175V193H177V194H175L174 196L173 195H171L170 193H168ZM175 188V189H176ZM99 189V188H98ZM115 189V188H114ZM165 189V190H166ZM188 189V190H187ZM110 190V189H109ZM113 190V189H112ZM116 190V189H115ZM128 190V189H127ZM126 190V193H128L129 191H127ZM107 191V190H106ZM117 191V190H116ZM116 191H114L115 193H116ZM119 191V190H118ZM132 191H130L129 193H130V195L132 194V197L134 196L133 195V193H131ZM191 191V190H190ZM189 191V192H190ZM97 192V191H96ZM105 192V191H104ZM110 192H112V191H110ZM120 192V191H119ZM122 192V191H121ZM121 192H120V194H121ZM123 192H124V190H123ZM144 192V193H143ZM149 193L148 194V196H147V193ZM175 192V193H174ZM196 192V191H195ZM102 193V192H101ZM118 193V192H117ZM116 193V194H117ZM159 193V194H160ZM167 193V196H164L165 194ZM180 193V192H179ZM103 194V193H102ZM101 194V195H102ZM107 194V193H106ZM108 194H109V192H108ZM114 194V193H113ZM144 194H146L145 196H143V197H141L142 195H144ZM158 194V195H159ZM182 194V196H184ZM191 194V193H190ZM189 194V195H190ZM202 194H203V192H202ZM201 194V195H202ZM97 195V194H96ZM119 195V193L117 194V196ZM125 195V194H124ZM127 195V194H126ZM125 195V196H126ZM154 195V196H153ZM157 195V196H158ZM169 195H170V197H169ZM179 195V194H178ZM188 195V197H189V200L191 199L190 197L191 196H189ZM206 195V194H205ZM204 195V196H205ZM110 197H111V195H109ZM162 195L160 194V197H161ZM194 196H192V198L194 197ZM204 196H202V197H204ZM104 197H106V196H104ZM110 197H109V199H107L108 198V196L106 197V199L107 200H110ZM113 197V196H112ZM112 197H111V199H112ZM115 197V196H114ZM114 197H113V199H114ZM119 197V196H118ZM117 197V198H118ZM123 197V196H122ZM159 196H158V198H160ZM179 197V196H178ZM185 197V196H184ZM186 197H187V193H186ZM93 198H94V196H93ZM102 198H103V195H102ZM101 198V199H102ZM128 198V197H127ZM126 198V199H127ZM131 198V197H130ZM134 198H132V199H134ZM151 198H148L147 200H148V202L147 203H149L150 202V199ZM158 198L156 199L157 200V202H158ZM162 198V199H163ZM105 199V200H106ZM112 199V200H113ZM140 199H137V200H140ZM153 199H151L152 200V202H153ZM164 199H163V201H164ZM175 199V200H176ZM182 198H180V200H181ZM185 199V198H184ZM208 199V200H207ZM103 200V199H102ZM116 200V199H115ZM161 200V199H160ZM159 200V201H160ZM178 201H179V198L177 199ZM188 200V201H189ZM246 200H248V202L246 201ZM100 201V200H99ZM122 201V200H121ZM120 201V202H121ZM128 201V200H127ZM133 201V200H132ZM185 201V200H184ZM187 201V202H188ZM194 200H192V202H193ZM195 201H194V203H195ZM249 201H251V203L253 204V206L252 207H249L250 206V203H249ZM101 202V201H100ZM111 203H112V201H110ZM110 202H108L109 204H110ZM117 202V201H116ZM116 202H114V203H116ZM123 202V201H122ZM121 202V203H122ZM135 202V201H134ZM139 202V201H138ZM152 202H150V203H152ZM155 202V201H154ZM172 202V201H171ZM190 202H191V200H190ZM118 203V202H117ZM117 203L115 204L116 205V207H119V209H120V206H117ZM136 203V202H135ZM140 203V202H139ZM146 203V204H147ZM159 203V202H158ZM169 203V202H168ZM184 203V202H183ZM193 203V206L196 204H194ZM246 203H248L249 205H247V207L246 206H243L244 204L246 205ZM100 204H102V203H100ZM129 204H131V203H129ZM129 204H126L127 206L129 205ZM142 204V203H141ZM163 204V203H162ZM161 204V205H162ZM164 204H166V203H164ZM163 204V205H164ZM171 204V203H170ZM176 204H177V202H176ZM178 204H180V203H178ZM188 204H191V203H188ZM243 204V205H242ZM103 205V204H102ZM110 205H112V204H110ZM115 205H114V207H115ZM118 205H120V204H118ZM132 205H133V203H132ZM131 205V206H132ZM135 205V204H134ZM143 205V204H142ZM153 205H155V204H152V206ZM173 205V204H172ZM185 206H186V204H184ZM192 205V204H191ZM122 206V205H121ZM125 206V205H124ZM127 206H125V208L127 207ZM136 206V205H135ZM138 206H140V205H138ZM138 206H137V208H138ZM145 206V205H144ZM143 206V207H144ZM147 206V205H146ZM171 206V205H170ZM184 206V207H185ZM197 206V205H196ZM207 206H208V208H207ZM91 207H94V206H91ZM111 207V206H110ZM130 207V206H129ZM148 207V206H147ZM147 207H145V210H146V208ZM151 207V206H150ZM159 207V204H158V206L156 207H153V209L155 208V209H157ZM167 207H168V204H167ZM181 207V206H180ZM182 207H183V205H182ZM182 207L180 208V209H182ZM184 207H183V209H184ZM97 208H99V207H97ZM101 208V207H100ZM103 208V207H102ZM122 208V207H121ZM133 208H134V206H133ZM152 208V207H151ZM150 208V209H151ZM161 208H163V207H161ZM169 208V207H168ZM171 208V207H170ZM175 208V207H174ZM189 208V207H188ZM207 208V209H206ZM247 208H252L253 210H248ZM258 211H262V213L263 214H261V215H257V217H256V214H257V210ZM89 209H91V208H89ZM94 209H95V207H94ZM107 209V208H106ZM117 209V208H116ZM128 208H126L125 210H127ZM132 209V208H131ZM143 209V208H142ZM141 209V210H142ZM186 209V208H185ZM191 209H193V208H191ZM202 209H204V211L202 210ZM255 209V210H254ZM99 210V209H98ZM109 211H110V209H108ZM115 210V209H114ZM125 210H123L122 212H124ZM133 210H136V209H133ZM141 210H138L139 212L141 211ZM145 210H144V214H142L141 215V212L140 213H136V215L138 214L139 216L137 217H135V218H137L136 220H137V222H145V221H147L148 219H150L149 218V214H147V212H145ZM161 210V209H160ZM169 210H170V213H169ZM169 210H166L165 209V211H164V209L161 211V213H159L158 211V209H157V211H156V216H154L155 215V213L153 214V210H150V214H151V211H152V215H150V217L151 216H153V218H155V217H157V215L159 214L161 217H164V218H166V221H165V219H164V221H162V223H161V221L160 220H163V218H161V217H159V215H158V217L157 218H159V219H157V218H155V220L157 219V221L159 220L160 221V225H166V224H168V223H166L167 222V219H170L169 217L171 216L170 214L174 211L175 213L177 212V214L176 215H178V211H175V210H173L172 212H171V209H169ZM177 210V209H176ZM189 210V209H188ZM187 210V211H188ZM196 210L197 209H195V210H192V212L193 211H195V214H193L194 216H196L195 218H194V216H193V218L192 217H189V219L190 220H192V219H196V218H199L198 216H197V214H198V212H197V214H196ZM235 210V211H234ZM89 211V210H88ZM96 211V210H95ZM102 211V210H101ZM101 211H98V212H101ZM104 211H105V209H104ZM128 211V210H127ZM137 211V212H138ZM147 211H149V207H148V209H147ZM154 211V212H155ZM181 211V210H180ZM179 211V213L181 214V212L183 211H181L180 212ZM199 211V210H198ZM249 211H252V213L253 212H255L254 214H252L251 212H249ZM90 212H91V210H90ZM114 212V211H113ZM116 212V211H115ZM120 212H121V210H120ZM126 212V211H125ZM125 212H124V214H125ZM133 212V211H132ZM158 212V213H157ZM166 212H168L169 213V215L170 216H168V214H167V216H168V218L167 217H165L164 215H166L165 213ZM189 212L191 213V211L189 210ZM188 212V213H189ZM219 213V214H221V216L219 215V221H221L220 219H222V214L224 215L225 213ZM117 213L119 214V212L117 211ZM130 213V212H129ZM128 213V214H129ZM134 213V214H135ZM146 213V214H145ZM164 215H163V214ZM186 213L185 212V210H184V212H182V214L181 215H184V214ZM189 213V214H190ZM215 213H217V211L215 212ZM215 213H212V215L211 216H214L213 214H215ZM249 213H251L252 215H250V218H251V216L253 217V215L255 216V217H253V220H257V218H258V221H254V222H259L260 221V217H261V220L262 221H260V223L262 224H260V223H258V226H259V228L257 227V226H255L256 225V223L254 224V222H253V220L251 219V220H249L250 218H248L249 217ZM261 212H258V214H260ZM110 214V213H109ZM115 214V213H114ZM114 214H112V215H114ZM127 214V213H126ZM133 214V213H132ZM179 214V215H180ZM205 214H207V213H205ZM209 214V213H208ZM207 214V215H208ZM228 214V213H227ZM229 214H230V212H229ZM119 215H122V213L121 214H119ZM145 215H147L148 217V219L146 220V217H145ZM163 215V216H162ZM175 215V216H176ZM178 215V216H179ZM180 215V216H181ZM186 216L185 217H187V216H192L191 214L190 215H188V214H185ZM209 215V216H210ZM216 215V214H215ZM218 215H216L215 216V218L217 217L218 218ZM234 215V216H233ZM115 216H117V215H115ZM127 218H129L130 217V215L129 216H127V215H125ZM124 215H123V217H121L122 219L125 217ZM173 216H174V213H173ZM173 216H171V217H173ZM177 216V218L179 219V218H185V217H178ZM260 216V217H259ZM60 217H61V215H60ZM111 217V216H110ZM114 217V216H113ZM125 217V218H126ZM139 217H141L142 218V220H141V218H139ZM144 217V218H143ZM226 217V214L224 215V217H223V219ZM227 217H226V221L227 220H229V219H227ZM236 217V218H235ZM57 218V217H56ZM59 218V217H58ZM115 218V217H114ZM114 218H112V219H114ZM119 217H117V219H118ZM127 218H126V220H127ZM132 218V217H131ZM139 218V219H138ZM176 218V219H177ZM233 218H235V219H233ZM254 218H256V219H254ZM109 219V218H108ZM116 219V220H117ZM133 219V218H132ZM175 219V220H176ZM181 219H179L178 220V223H180V225H182L183 223L184 224H186L187 222H183L182 223V220ZM188 219V220H189ZM249 221H248V220ZM58 220V219H57ZM143 220H145V221H143ZM150 220H152V221H155V220H153L152 218L150 219ZM149 220V221H150ZM170 220H173L172 218L170 219ZM175 220H173V222L175 221ZM180 220H181V222H180ZM185 219H183V221H184ZM187 219H186V221H188ZM200 220L199 219H197V221H198V225H201L199 222H200ZM242 220V221H241ZM56 221V220H55ZM62 221H63V218H62ZM123 221H125L124 219H123ZM122 221V222H123ZM130 221V220H129ZM157 221H155V222H157ZM194 221H196V220H194ZM193 220L192 221H188L189 223H188V225L189 226H191L190 225V223L191 224H193L192 225V227L193 226H195V228H196V225L197 224H195V222H194ZM197 221H196V223H197ZM209 221V223L211 222L210 220H208ZM230 221V220H229ZM59 222V221H58ZM66 222V221H65ZM136 222V221H135ZM136 222V223H137ZM155 222H151L150 221V223L148 224V222H145V223H147L146 224V227L148 228V226H150V224L152 223H154L155 225H157V226H155V227H158V224H156ZM163 222H165V223H163ZM170 222V221H169ZM172 222V221H171ZM193 222V223H192ZM222 222V221H221ZM223 222H225L224 220H223ZM233 222V221H232ZM249 222V223H248ZM250 222H253V224L252 223H250ZM263 222V223H262ZM55 223V222H54ZM53 223V224H54ZM60 223V222H59ZM64 223V222H63ZM114 223H115V221H114ZM116 223H118V222H116ZM142 223V224H143ZM159 223V222H158ZM175 223H177V221L176 222H174V223H172L173 225L175 224ZM203 223V222H202ZM212 223V225H213V227H215V228H220V225L217 223V227H216V225L214 226V222H211ZM216 223V222H215ZM57 224V223H56ZM66 224V223H65ZM122 224V223H121ZM121 224H120V226H121ZM135 224V223H134ZM139 224V223H138ZM151 224V225H152ZM233 224H235V223H233ZM249 224H252L250 227H248L249 226ZM260 224V225H259ZM59 225H61V224H59ZM112 225V224H111ZM116 225V224H115ZM118 225V224H117ZM125 226L127 225V223L126 224H124ZM128 225H129V223H128ZM131 225V224H130ZM148 225V226H147ZM171 225V224H170ZM169 225V226H170ZM179 224H176V226H178ZM188 225H185V227H187ZM198 225H197V227H198ZM203 225H204V227H206V225H205V223H203ZM207 225H208V222H207ZM219 225V226H218ZM222 225V224H221ZM248 225V226H247ZM54 226H55V224H54ZM53 226V227H54ZM63 226V225H62ZM114 226V225H113ZM124 226V227H125ZM136 226V225H135ZM144 226V225H143ZM153 226V225H152ZM168 225H166L164 228H166ZM172 226V225H171ZM175 226V225H174ZM174 226L170 229V227H169V229H170V231H172V233H174L175 234V232L177 231L176 229V226H175V228H174ZM183 226V225H182ZM188 226V227H189ZM202 226V225H201ZM211 225H209V227H210ZM242 226H244V227H246V228H244V227H242ZM47 227V226H46ZM57 227V226H56ZM61 227V226H60ZM115 227V226H114ZM132 227V226H131ZM137 227V226H136ZM155 227L153 226L152 228H154L155 229ZM160 227V226H159ZM179 227H181V226H179ZM178 227V228H179ZM183 228V227H181L182 229H186V228ZM213 227H211V228H213ZM225 227V226H224ZM231 227V226H230ZM254 228V227H256V228H254V230L255 231H253V229H251V228ZM111 228V227H110ZM116 228H117V226H116ZM129 228V227H128ZM128 228H126L127 229V231L128 230H130V229H128ZM150 228H151V226H150ZM162 227H160V229L158 228V230H164V232H162L161 231V233H165V231L167 230V228H166V230L163 228V229H161ZM191 228V227H190ZM200 228V227H199ZM221 228H223L222 226H221ZM232 228V227H231ZM233 228H232V230L231 231H233ZM243 229V231H241L242 232V234H241V232H240V230H242ZM247 228H250L249 230H251V231H249L248 232V229ZM257 228H258V230H257ZM138 229V231L140 230V228H137ZM172 229H175V231H173ZM188 229V228H187ZM191 229H193V228H191ZM204 229V228H203ZM229 229V228H228ZM247 229V230H246ZM46 230V229H45ZM53 230V229H52ZM109 230V229H108ZM115 230V229H114ZM123 230V229H122ZM125 230V229H124ZM123 230V231H124ZM134 230H136V229H134ZM142 230V229H141ZM152 229H150L149 231H151ZM156 230H157V228H156ZM156 230H152V231H156ZM202 230V229H201ZM208 230V229H207ZM212 230V229H211ZM215 230V229H214ZM244 230H246V231H244ZM111 231V230H110ZM117 231H119V227H118V229H117ZM130 231H133L132 229L130 230ZM147 232H148V229L146 230ZM145 231V232H146ZM168 231V230H167ZM179 231V230H178ZM177 231V232H178ZM182 230H180V234L182 233L181 232ZM184 231V230H183ZM189 231V230H188ZM188 231H186V232H188ZM198 231V230H197ZM209 231V230H208ZM221 231V230H220ZM222 231H224L223 229H222ZM221 231V232H222ZM226 232H227V230H225ZM56 232H58L57 230H56ZM106 232H107V230H106ZM114 232H116V231H113V233ZM142 232H144V231H142ZM145 233V236H146V234L147 235H149V233ZM159 232V231H158ZM157 232V233H158ZM177 232H176V234H177ZM185 232V231H184ZM183 232V233H184ZM190 232L191 233H193V230L192 231H189L188 233L190 234ZM201 232V231H200ZM220 232V233H221ZM233 232V235L234 236H231L230 238L233 240V241H235L236 240V244H234V243H232V244H234L233 246H236L237 247V245H238V243L237 242H239L240 240L242 241L243 240V238L242 237H240L239 235V237L241 238H239L238 237V239H236V237L235 236H237L236 235V233H234ZM244 232V233H243ZM247 232V233H246ZM44 233V232H43ZM54 233V232H53ZM52 233V234H53ZM109 233V232H108ZM117 233V235H121V233L119 234L118 232H116ZM133 233H135L134 231H133ZM139 233V232H138ZM171 233V235H173ZM188 233H185V236H187V237H190L191 236V234H190V236H189V234ZM219 233V234H220ZM232 233V232H231ZM230 233V234H231ZM59 234V233H58ZM128 234V233H127ZM152 234V232L150 233V235ZM160 233H158V235H159ZM187 234V235H186ZM229 234V233H228ZM64 235V234H63ZM113 235V234H112ZM115 235V234H114ZM113 235V236H114ZM116 235V236H117ZM124 234H122L121 236H123ZM130 235V234H129ZM128 235V236H129ZM149 235V236H150ZM156 235V234H155ZM162 235V234H161ZM165 236H166V238L168 239V238H170L169 236H170V234H169V232L167 233L166 232V234H164ZM167 235H169L168 237H167ZM178 235H179V233H178ZM178 235H177V237L176 236H174V238H175V240L177 239V238H179V237H183V235L181 234L179 237H178ZM192 235H194V234H192ZM223 235H224V232H223ZM222 235V236H223ZM225 235H227V234H225ZM57 236V235H56ZM60 236V235H59ZM106 236V235H105ZM111 236V235H110ZM113 236H111V239H112V237ZM135 236V235H134ZM139 236H140V234H139ZM144 236V237H145ZM152 236H154V235H152ZM160 236V235H159ZM222 236H220V237H222ZM230 236V235H229ZM61 237V236H60ZM125 237V236H124ZM123 237V238H124ZM133 237V236H132ZM141 237V236H140ZM140 237H139V240H140ZM143 237V238H144ZM147 237V236H146ZM186 237V238H187ZM191 237H193V236H191ZM196 237V236H195ZM195 237H193V238H195ZM59 238V237H58ZM110 238V237H109ZM115 238V237H114ZM117 238H118V236H117ZM127 238V237H126ZM126 238H124V240L126 239ZM129 238V237H128ZM148 238V237H147ZM151 238H153V237H151ZM163 236H162V242H163ZM186 238H185V240H186ZM193 238H191V239H193ZM198 238V237H197ZM218 238V237H217ZM250 238H254L253 239V241H251V240H249ZM130 239V238H129ZM136 239V238H135ZM142 239V238H141ZM150 239V238H149ZM148 239V240H149ZM165 239V238H164ZM166 239V240H167ZM184 239V238H183ZM189 239V241H188V243L187 244H189V242H192L191 241V239L190 238H187V240ZM196 239V238H195ZM194 239V241H196ZM228 239V238H227ZM240 239V240H239ZM245 239H244V241H245ZM55 240H57V238L55 239ZM113 240V239H112ZM115 240V239H114ZM119 240V239H118ZM128 240V239H127ZM132 240H134V239H132ZM137 240V239H136ZM147 240V239H146ZM159 240V239H158ZM171 240V239H170ZM174 240V239H173ZM180 240V238L178 239V241ZM222 240V239H221ZM225 240V239H224ZM239 240V241H238ZM58 241V240H57ZM60 241V240H59ZM130 241V240H129ZM142 241V240H141ZM151 242L153 241L152 239L150 240ZM193 241V243L192 244H194L195 242ZM240 241V242H241ZM249 241H251V242H249ZM64 242V241H63ZM118 242V241H117ZM139 241H136V245H137V243H138ZM167 242V241H166ZM169 242V241H168ZM171 242V241H170ZM176 242V241H175ZM181 242L182 243H184V241H182V238H181ZM230 242H232V241H230ZM111 243V242H110ZM128 243V242H127ZM131 243V242H130ZM148 243V242H147ZM150 243V242H149ZM157 243V242H156ZM173 243V242H172ZM179 243H180V241H179ZM197 243V242H196ZM259 243V245H261ZM264 243V242H263ZM262 243V244H263ZM133 244V243H132ZM144 244V243H143ZM151 244V243H150ZM169 244V243H168ZM178 244V243H177ZM242 244H243V241H242ZM136 245H133V246H135L136 247ZM145 245V244H144ZM160 245V244H159ZM167 244H165V246H166ZM179 245V244H178ZM183 245V244H182ZM190 245H191V243H190ZM240 245L241 244H239V247H240ZM249 245V246H248ZM257 245H258V243H257ZM128 246V245H127ZM158 246V245H157ZM164 246V245H163ZM184 246H185V243H184ZM187 246V245H186ZM185 246V247H186ZM189 246V245H188ZM187 246V247H188ZM196 246H197V244H196ZM244 246V245H243ZM242 246V247H243ZM246 246V245H245ZM129 247H131V246H129ZM140 247V246H139ZM138 247V248H139ZM156 247V246H155ZM166 247H168V246H166ZM238 247V248H239ZM263 247V246H262ZM262 247H258L259 249H256V250H260V248H261V250L263 249ZM159 248V247H158ZM164 248V247H163ZM189 248V247H188ZM219 248V247H218ZM221 248V247H220ZM229 248H231L230 246L228 247V249ZM237 248V249H238ZM241 248V247H240ZM239 248V249H240ZM246 248V247H245ZM133 249V248H132ZM141 249H143L142 247H141ZM148 249V248H147ZM154 249H156V248H154ZM226 249V248H225ZM232 249V248H231ZM242 249H244V248H242ZM122 250H124V249H122ZM138 250V249H137ZM140 250V249H139ZM165 250V248L163 249V251ZM166 250H168L167 248H166ZM175 250V249H174ZM177 250V249H176ZM186 250V249H185ZM191 250V249H190ZM202 250V249H201ZM218 250V249H217ZM216 250V251H217ZM241 250V249H240ZM255 250V251H256ZM258 251V252H262V253H264L263 252V250L262 251ZM121 251V250H120ZM127 251H128V249H127ZM161 251V250H160ZM187 251V250H186ZM193 251V250H192ZM195 251V250H194ZM210 251H211V249H210ZM229 251V250H228ZM233 251H238V250H233ZM243 251V250H242ZM252 252H253V250H251ZM251 251L249 250V251H244V252H242L241 253V256L243 257V255H244V257H243V261L245 260H248L247 262H249V261H253V255H255V251H254V254H252L251 253ZM159 252V251H158ZM201 252V251H200ZM209 252V251H208ZM222 253H223V251H221ZM229 252H231V254L233 253L232 251H229ZM250 253V254H252V256H251V259L252 260H249L250 258H248L249 256L247 255L248 253ZM98 253V252H97ZM122 253V252H121ZM128 253V252H127ZM136 253V252H135ZM145 253H146V251H145ZM144 253V254H145ZM181 253V252H180ZM190 253H191V251H190ZM193 253V252H192ZM204 253V252H203ZM217 253V252H216ZM222 253H221V255H220V257L222 256ZM225 253H227V252H225ZM224 253V255H226ZM236 253H240V251H238V252H236ZM244 253V254H243ZM261 253V254H262ZM136 254H138V253H136ZM143 254V255H144ZM149 254V253H148ZM194 254V253H193ZM205 254V253H204ZM214 254V253H213ZM219 253H217V255H218ZM228 254V253H227ZM230 254V253H229ZM243 254V255H242ZM256 254H259V253H256ZM62 255V254H61ZM125 255V254H124ZM130 255H132L131 253H130ZM141 255V254H140ZM187 255V254H186ZM199 255V254H198ZM201 255H203V254H201ZM217 255H213V258L214 257H216ZM234 255V254H233ZM233 255H230L229 257V259L231 260L233 257H236L237 255H235V256H233ZM101 256V255H100ZM103 256V255H102ZM119 256H121L120 254H119ZM136 256V255H135ZM207 256V255H206ZM205 256V257H206ZM212 256V255H211ZM219 256V255H218ZM228 256V255H227ZM233 256V257H232ZM241 256H239V258L241 257ZM64 257V256H63ZM122 257V256H121ZM124 257H126V256H124ZM138 257V256H137ZM143 257H145V256H143ZM142 256H141V258H143ZM192 257V256H191ZM209 258V260H210V256H208ZM224 257V256H223ZM238 257V256H237ZM246 257V258H245ZM53 258H55V257H53ZM98 258V257H97ZM101 258V257H100ZM127 258V257H126ZM140 258V259H141ZM147 258V257H146ZM212 257H211V259L212 260H218V258L216 259V258H214L213 259ZM226 258V257H225ZM225 258H221L224 262L222 263V262H218V263H221V264H224L225 263V260H226V262H229V259H228V257L225 259ZM245 258V259H244ZM120 259H122V258H120ZM197 259V258H196ZM207 259V258H206ZM220 259V258H219ZM225 259V260H224ZM259 259V258H258ZM56 260V259H55ZM54 260V261H55ZM63 260V259H62ZM97 260V259H96ZM101 260V259H100ZM202 260V259H201ZM221 260V261H222ZM233 260V259H232ZM235 260L236 261H238V260H242V258L241 259H238V258H235ZM235 260H234V263L235 264H238V263H236L235 262ZM140 261V260H139ZM181 261V260H180ZM199 261V260H198ZM242 261V262H243ZM255 261V260H254ZM115 262V261H114ZM122 262V261H121ZM217 262H215V263H217ZM232 262V261H231ZM247 262H245L246 264H247ZM256 262V261H255ZM100 263V262H99ZM113 263V262H112ZM116 263V262H115ZM124 263H125V261H124ZM139 263V262H138ZM217 263V264H218ZM230 263V262H229ZM228 263V264H229ZM250 264H254V262H249ZM248 263V264H249ZM263 263V262H262ZM55 264H56V262H55ZM103 264V263H102ZM109 264V263H108ZM118 264V263H117ZM131 264H133V263H131ZM137 264V263H136ZM142 264V263H141ZM206 264V263H205ZM225 264H227V263H225ZM242 264H244V262L242 263Z\"/></svg>",
    "mask_w": 264,
    "mask_h": 264
}]
</instances>
